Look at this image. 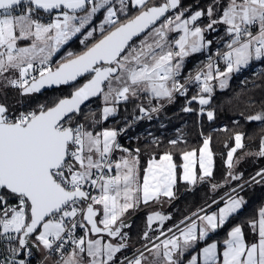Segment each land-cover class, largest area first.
<instances>
[{"label":"snow or ice","instance_id":"obj_1","mask_svg":"<svg viewBox=\"0 0 264 264\" xmlns=\"http://www.w3.org/2000/svg\"><path fill=\"white\" fill-rule=\"evenodd\" d=\"M119 9L112 6V0H0V86L19 88L22 94L39 92L45 85H67L76 81L77 77L85 73H94L92 78L83 86L77 88L70 98L59 99L53 106L41 105L38 111L20 113L10 112L4 104H0V225L3 227V237L9 241L18 239L20 246L27 244L26 237L38 231L36 239L46 249L60 251L65 246L62 234L66 232L65 218L71 219L81 211L76 205L85 200L87 204L83 219L91 225L90 231L100 233L106 231L109 236L120 235V227L113 228L120 221V217L129 209L138 205L141 200L144 204L158 200L161 195L173 198V185L175 179V165L169 153L160 157L159 163L150 160L142 186L137 182L136 165L138 160L122 158L115 164L118 170L115 176L105 177L97 175L93 179L94 170H111L113 165L108 161V156L115 148L118 132L114 129H104L102 132L93 133L86 124L76 123L72 126L77 114L81 113V106L91 97L103 94L105 103L113 101H128L130 97H138L140 93H150L158 99L166 98L169 102L175 92L183 94L185 85L176 79L182 67L183 58L190 52H200L205 47L204 31L200 26L190 27L207 15L210 22L207 30H214L218 23L228 25L226 31L232 35L231 42L227 45L230 51L224 53L227 62L226 70L217 69L216 78L220 79V88L227 86V77L234 71H239L241 66L248 65L253 58L259 60L264 57V0H229L223 8L220 18L211 19L213 5L207 11L197 10L189 18H183L181 11L174 18H166L159 26L152 29L149 36L154 37L148 43L149 36L140 41L139 48L130 44L134 37H138L154 25L169 9L178 7L180 0H165L160 6H147V0H131L133 6L141 8L139 14L120 23L117 12L126 13L128 4L126 0H118ZM219 5V0H214ZM106 8V14L99 25L103 38L99 39L86 51L79 55L67 53L68 58L60 63L53 71L50 67L41 68L39 79L32 77L31 83L28 76L34 70V60L39 58V63L45 65L61 45L66 44L81 29H85L94 15ZM51 13L61 10L48 23H42L38 17L40 11ZM82 12L83 15H77ZM71 13V14H70ZM119 26H116V25ZM105 25L113 26V30L105 32ZM258 25V32L254 35L251 26ZM181 30L182 35L174 41L178 51H173V45L167 39L168 32ZM96 29L88 30L81 44L93 37ZM191 38V39H190ZM31 39L27 47H18L17 42ZM211 44L212 41H208ZM254 49V51H253ZM177 58L179 61L173 63ZM104 65L97 67L96 65ZM114 65V66H112ZM10 70H17L18 78L4 76ZM203 83L201 93H212L213 88L209 81L213 80L212 64L208 65V72L197 74L195 81ZM107 81V92L103 85ZM113 81L118 86H113ZM187 83V82H186ZM199 100L200 105H207L210 98L203 95L193 96ZM103 118L106 120L116 113V107L105 106ZM139 111L148 115L149 111L157 112L158 108ZM183 111H193L184 108ZM203 111V109H201ZM214 113L207 112V117L212 120ZM249 120H264V114L248 117ZM88 120V117H85ZM93 126L96 121L93 120ZM235 146L227 153V165L234 168V153L243 148V135L235 134ZM173 145L176 140L170 141ZM127 152L128 149H123ZM138 151V150H137ZM264 156V139L256 153ZM195 152L183 153L186 163L183 165V180L193 184L197 176L192 168ZM199 167L202 175L199 179L213 175V153L210 149V138L203 141L200 149ZM232 180L239 181L243 174L228 173ZM256 177H260L257 180ZM264 182V169L256 173L250 181L245 183ZM90 183L99 186V196H89L84 186ZM213 189L218 187L212 185ZM244 185H238L243 189ZM236 192L237 189H232ZM15 197L17 205L6 206V196ZM213 203H216L214 200ZM245 203L239 196H229L223 207L218 212L197 216L201 222L199 237L197 236V223L195 220L186 228L180 230L183 245L179 238L173 236L163 241V257L166 264H178V257L173 258V251L183 249L195 243L197 239H204L210 231L225 225L229 217L236 213ZM93 204L103 205V219L99 221L103 228L98 227L94 219L97 212ZM195 215V214H194ZM58 219H47L55 217ZM168 217L156 213L147 218L151 225L153 220L163 222ZM43 222V223H42ZM123 222L121 221V224ZM253 231L258 223V243H246L241 226H234L228 233L229 238L224 241L223 264H264V208L258 211V221L250 222ZM77 227L72 223L67 230V237L75 246L69 253L61 254L57 264H115L114 257L122 248L121 243L114 246L112 243L102 244L101 240H85V237L74 239L72 230ZM87 227V225H84ZM171 231V229H169ZM12 233H22L20 237H13ZM147 236V232L145 233ZM59 242V243H57ZM86 244V247H85ZM55 245V249H54ZM156 255L160 256V245L154 246ZM217 244L212 243L203 249L205 264H216ZM17 249H11L15 253ZM84 254V255H81ZM182 255V251L178 256ZM146 259L143 253L126 264H142ZM2 264H13L11 257ZM18 264H25L20 260ZM159 264V262H154ZM189 264H197V258L192 257Z\"/></svg>","mask_w":264,"mask_h":264},{"label":"trees","instance_id":"obj_2","mask_svg":"<svg viewBox=\"0 0 264 264\" xmlns=\"http://www.w3.org/2000/svg\"><path fill=\"white\" fill-rule=\"evenodd\" d=\"M162 1L147 0V6L159 5ZM228 2L229 0H219V5H216L214 0H180L178 7L172 9L164 18L158 20L155 25L162 23L169 16L175 17L181 11H183L184 17H189L197 10H204L206 12L209 5H213L214 8L211 19L218 20ZM126 3L128 4L127 12H117L120 23L127 22V20L138 15L139 11L143 10L133 6L131 0H126ZM114 7L119 9V2H115ZM40 12L43 13L42 11ZM209 22L210 18L207 15L202 16L196 22L202 28H205L204 38L206 46L200 52L192 53L185 62L182 67L181 76L184 79L186 78L188 68L199 65L198 62L205 58V56L213 54L216 48H220L218 47L219 41L224 39L225 35H228L226 31L227 26L223 23L214 25V30H207L206 25ZM116 26L119 25L117 24ZM94 29L96 31L93 37L88 38L84 44H81L83 38L80 39V36L72 41L71 53L78 55L103 37L97 27ZM111 30H113V26L105 25L104 34H107ZM208 41H212V43L208 44ZM67 58L68 56H65L61 60H55L56 62L54 61L52 68L54 69ZM257 65H262V71L255 72L254 68ZM91 75L85 74L67 85H55L30 94H22L19 88L7 86L0 89V94L3 93L5 95L4 98H0V103L5 104L13 114L28 110L38 111L41 105L51 107L62 97L71 95L73 90L90 78ZM245 75L248 78L243 82L242 79ZM142 95L137 98H130L128 101H120L117 105V113L112 117L121 118V121L117 123L118 125H122L123 123L129 124L138 120L134 126L128 129L127 135L123 134L121 136V145L124 149L138 153L142 177L148 161L153 158H159L163 153H170L176 163L177 181L174 186V197L171 198L169 203L159 207L168 217L164 221V229L166 231L176 227L190 216L209 206L214 200L217 201L227 195L231 191V187L232 189H236L238 185H242L256 176V173L261 169H264V156L256 154L261 147V140L264 139V120L251 121L248 119V117L254 114L261 111L264 112V57L259 60H252L245 70H239L234 73L227 87L217 88L214 86L212 93H210L211 101L208 107H206L214 113L212 120H209L207 114L201 111V107L203 106L199 104L198 99H192L193 96L200 95V92L194 86H189L183 94H177L171 102H166L159 111L152 112L151 119L144 117L145 114L140 112L139 108L143 106L145 109L150 110V108L158 107L163 101L151 96L149 93H143ZM101 97L102 94L90 99L82 106L81 113L77 114L73 120V127L76 123L85 122L88 125L90 124L87 127L98 128L105 122V119L103 120L100 114L94 119L96 121L94 126L93 121H88L89 119L85 120V112L88 110L86 107L90 105L91 107L98 106L99 103L94 104V101H98L99 99L102 107L104 101L103 99L101 101ZM151 97H153L152 100L149 99ZM184 108H191L193 111L186 112L183 111ZM179 132H183V135H180ZM237 133L243 135L242 143L244 146L234 153V168L230 170L227 165V153L234 147V137ZM180 137L183 139H178ZM174 138L177 139L175 145L170 143ZM206 138H210L211 148L214 153L213 175L200 180L198 169L195 184L183 182L181 179L183 153L191 149L199 150ZM119 151L123 150L120 149ZM229 171H232L235 175L242 173V179L239 181L232 180L228 175ZM257 180H260V178ZM212 185H217L218 187L213 189ZM237 194L244 198L245 203L242 209L232 214L225 225L216 229L204 240H198L196 245L184 255L185 259L212 239H218L219 250L221 251L228 231L236 224L242 225L248 242L258 239L257 225L256 230L253 231L250 222L258 220V211L264 205V182L250 183L243 187L242 190L240 189ZM5 195L7 196L6 193ZM8 202L11 203L10 200ZM12 202L18 201L14 199ZM148 204V206L143 204L129 216L130 218L136 214L127 225L130 240L133 242L134 247L138 246L135 251L160 235L158 234L160 231L150 229L147 221L148 214L151 212L150 209L157 205L153 204V202ZM40 227L41 225L38 226V231ZM37 232L32 233L31 236L34 237ZM146 232L147 236H145Z\"/></svg>","mask_w":264,"mask_h":264},{"label":"crops","instance_id":"obj_3","mask_svg":"<svg viewBox=\"0 0 264 264\" xmlns=\"http://www.w3.org/2000/svg\"><path fill=\"white\" fill-rule=\"evenodd\" d=\"M164 1V0H163ZM162 1V2H163ZM239 2V1H238ZM112 6L114 7V5L112 4ZM102 12H103V14L105 15L106 14V8L105 9H102L101 10ZM98 13H96V15H97ZM194 14V13H193ZM95 15V16H96ZM192 15V14H191ZM190 15V16H191ZM189 16V17H190ZM189 17H184V18H189ZM168 18V17H167ZM100 23H101V21L96 25V27L99 29V25H100ZM228 26V25H227ZM94 27H95V25H92V29H94ZM92 29H90V30H92ZM227 29V28H226ZM228 36H231V34L230 35H228ZM232 37V36H231ZM178 38H179V36H178ZM177 38V39H178ZM232 39V38H231ZM231 39H230V37H229V40H227L228 42L229 41H231ZM30 44H31V41H30V39H23V40H20V41H18L17 42V46H21L22 47V45H24V46H30ZM227 45L228 44H226V46L224 47V49H229L228 47H227ZM175 46V45H174ZM176 47V46H175ZM178 51V50H177ZM228 51H230V49L228 50ZM190 55H191V53H190ZM189 55V56H190ZM188 56V57H189ZM187 57V56H186ZM186 57H184L183 58V60L184 59H186ZM188 59V58H187ZM187 59L185 60V61H187ZM184 61V62H185ZM245 66V65H244ZM242 67V66H241ZM225 68V67H224ZM37 77H39V76H37ZM36 77V78H37ZM232 77V76H231ZM231 77H230V79H231ZM14 78H16V76L14 77ZM230 79L228 80V83H227V86H228V84H229V82H230ZM218 81H219V79L218 78H216V77H214L213 78V80H212V82H213V86H216L217 88H220V87H218ZM31 83V82H30ZM113 84H114V82H113ZM226 86V87H227ZM106 89H107V83H106ZM106 89L104 90V91H106ZM143 93H140L139 94V96H143L142 95ZM150 94V93H149ZM201 95H203V96H205V98H210V101H211V95L210 94H208V93H202ZM138 96V97H139ZM130 98H137V97H130ZM152 98L153 97H151V98H149L150 100H152ZM160 101L162 100V99H159ZM199 101V100H198ZM210 103V102H209ZM201 106H203V107H205V108H202L201 107V109H203V111L202 112H205L206 114H207V112L208 111H211V110H209V109H207L206 108V105H201ZM213 112V111H212ZM152 113V112H151ZM116 114V113H115ZM114 114V115H115ZM149 114V113H148ZM114 115H112V116H114ZM235 146V145H234ZM203 147V144H202V146L200 147V149ZM200 149H199V152H200ZM210 149H211V151H212V148H211V144H210ZM131 151V150H130ZM186 152H197V150L196 149H191V150H188V151H186ZM185 153V152H184ZM212 153H213V151H212ZM164 154H166V153H163L161 156H163ZM170 154V153H169ZM135 156V155H134ZM160 156V157H161ZM196 156H197V154H196ZM135 157H137V156H135ZM160 157L159 158H153L157 163H159V161H160ZM195 157V156H194ZM153 159H150V160H153ZM149 160V161H150ZM195 160H196V157H195ZM149 161H148V163H149ZM172 163L176 166V163H175V161H174V159H173V157H172ZM186 163V161H184V159H183V164H182V171H181V179H182V181L183 182H188V183H190V184H193V183H191V182H189V181H185V180H183V172H184V169H183V165ZM147 167H148V164H147V166L145 167V171H144V174H143V176L145 175V173H146V170H147ZM192 168H193V170H194V172H195V174H196V176L198 175V169H199V172H200V175H202V170L200 169V167H199V163H196L195 161H193V163H192ZM213 170H214V153H213ZM136 171H138V173H137V182H138V184L139 185H141L142 186V183H143V177L141 176V174H140V166H136ZM174 173H175V179H176V177H177V170H176V167H175V169H174ZM230 190H232V187H231V189ZM173 192H174V185H173ZM231 192V193H230ZM228 194V196H226V197H222V198H220V199H218L217 201H216V203H211L209 206H207V207H205V209L203 210H201V212L199 213V214H195V215H193V216H190L189 218H187L185 221H183V223H182V225H180V226H176V228H174V231L171 233V234H169L168 236L167 235H165L166 234V232H168L169 230H167L166 231V229H164V221L163 222H160L159 220H153V222L151 223V225H150V229L151 230H156V231H160V233H158V234H160V235H158L154 240H156L154 243H152L150 246H148V248L145 250V251H143V252H141V253H143V255H144V257L146 258V259H143L142 260V264H154V262H159V264H166V260H165V258L163 257V251H164V248H163V241H165V240H167V239H170V238H172L173 236H176V237H178L179 238V243L181 244V245H183V237L180 235V230H182V229H184V228H186L188 225H190L191 224V222L193 221V220H195L196 221V223H197V236L199 237V228H200V225H201V222L197 219V216H200V215H205V214H211V213H214V212H218V209L220 208V207H223L224 206V203L227 201V199H228V197L229 196H239V197H242L241 195H238L237 193H235V192H232V191H230ZM100 189H99V195H100ZM98 195V196H99ZM243 198V197H242ZM244 199V198H243ZM150 202H153V204H154V200L153 201H150ZM149 202V203H150ZM144 203H143V201L141 200V202L138 204V205H136L134 208H131V209H129L127 212H125L124 214H123V216H121L120 217V221H118L117 222V224L116 225H113V228H115V227H120V229H121V233H120V235H118V236H115V237H112V236H109L108 235V233L106 232V231H102V232H100V233H93V232H91L90 231V228H89V238H87L86 239V241L87 240H90L91 238H94V237H98V236H103V238H104V241H106V240H109L114 246H119L121 243H123V244H125L126 245V247H124V248H122L118 253H116V255H115V257H114V261H115V264H126V262L127 261H132V260H134L135 258H137V257H139L140 256V254L141 253H136L135 254V249H136V247H138V246H135L134 247V244H133V242L130 240V234H129V230H128V227L126 226V225H124L123 223L121 224L120 222L121 221H127L128 220V218H129V216H130V214L132 213V212H134V211H136L139 207H141L142 205H143ZM95 205V204H94ZM93 205V206H94ZM97 205V204H96ZM98 206H100V210L97 212V215H96V217H94V219L97 221V225H98V227H101V228H103V225L102 224H100L99 223V221H101L102 219H103V207L101 206V205H98ZM242 207H243V205H242ZM242 207L239 209V210H241L242 209ZM262 208H264V205H263V207ZM238 210V211H239ZM150 213L149 214H152L153 212H155V211H161L160 210V208L159 207H157V206H155V207H153V208H151L150 209ZM162 212V211H161ZM149 214H148V216H149ZM159 214H161L160 212H159ZM161 215H163V216H166V214H161ZM167 217V216H166ZM258 221V220H257ZM129 222V221H128ZM86 223H87V221H86ZM127 224V223H126ZM122 225V226H121ZM124 225V226H123ZM42 226V225H41ZM91 226V225H90ZM234 226H241L242 227V225H240V224H236V225H234ZM233 226V227H234ZM232 227V228H233ZM231 228V229H232ZM218 229V228H217ZM230 229V230H231ZM257 229H258V223H257ZM230 230L228 231V233L230 232ZM242 231H243V233H244V229H243V227H242ZM214 231H210L209 232V234L206 236V237H208L209 235H211L212 233H213ZM38 233V232H37ZM37 233H36V235H37ZM85 234H88L87 233V228H85V231H84V236H85ZM161 234H163L162 236H164V237H162L161 238V240H157V238L159 237V236H161ZM35 235V236H36ZM244 236H245V233H244ZM206 237H204V239L206 238ZM229 238V236L227 235V237L225 238V240L226 239H228ZM204 239H202V240H204ZM27 240V244L26 245H29V244H31L30 242H29V238L28 239H26ZM198 240H201V239H197V241ZM224 240V241H225ZM197 241L195 242V243H193V244H191L189 247H187V248H183V249H176V250H174L173 251V258L174 259H176L177 257H178V264H189V262L191 261V259H192V257H196L197 258V264H205V260H204V254H203V249L205 248V247H207L208 245H210V244H212V243H216L217 244V250H216V252H217V261H216V264H223V251H224V249H225V247H226V245L224 244V241H223V248L221 249V251L219 250V241H218V239H212V240H210L208 243H206L205 245H203L198 251H195L191 256H189L187 259H185L184 258V255L187 253V252H189L195 245H196V243H197ZM245 241H246V243H251V242H257L258 243V239L257 240H255V241H250V242H248L247 241V239H246V237H245ZM39 242V241H38ZM155 245H160L161 247H160V249H159V251H160V256H157L156 255V249H155ZM38 247H40V249L41 248H43V245L39 242L38 243ZM85 247H86V244H85ZM73 250V249H72ZM71 250V251H72ZM70 251V252H71ZM182 251V255H179L178 256V253H180ZM81 255H84V254H81ZM133 256V257H132ZM128 258V259H127ZM60 259H56V258H49L48 260H47V262H46V264H57V262L59 261ZM109 264H112V262H109Z\"/></svg>","mask_w":264,"mask_h":264},{"label":"rangeland","instance_id":"obj_4","mask_svg":"<svg viewBox=\"0 0 264 264\" xmlns=\"http://www.w3.org/2000/svg\"><path fill=\"white\" fill-rule=\"evenodd\" d=\"M114 0H112V2H113ZM239 0H237V2H238ZM115 2H118V0H115L114 1V3ZM114 3H112L113 5H114ZM102 10V9H101ZM61 11V10H60ZM57 12H59V10H55L54 11V13H55V16H56V14H57ZM71 14V13H70ZM77 15H83V13L82 12H79V13H77ZM96 15V14H95ZM94 15V17H93V19H92V21L88 24V25H86L85 26V29H81V33H77L76 34V36H74V37H72V39L73 40H75L78 36H80L81 38L80 39H84V36L86 35V32L88 31V30H90V29H92V25H95V27H96V25L100 22V21H102L103 20V18H104V14H103V12L102 11H100V12H98V14L95 16ZM169 17H171V18H174L173 16H169ZM168 17V18H169ZM34 18H36V19H39L42 23H44V21H45V19H43V13H41L40 12V14H39V16L38 17H35L34 16ZM164 22V21H163ZM162 22V23H163ZM162 23H160V24H158V25H155V26H153V27H151L150 29H148V31H146L144 34H142L141 36H139V37H137V38H135L132 42H130V44H132L134 47H136V48H139V46H140V41L141 40H144L145 39V36H149V33L152 31V29L153 28H155V27H159ZM194 26H200L198 23H194V24H192V25H190V27H194ZM227 26V25H226ZM94 27V28H95ZM201 27V26H200ZM228 27V26H227ZM183 34V32L181 31V30H175V31H171V32H168V39H169V42H171L172 43V45H173V51H177V50H179L178 49V47H175L174 46V41L178 38V36H180V35H182ZM228 34V33H227ZM203 35H204V33H203ZM228 35H230V34H228ZM226 36L225 35V38L224 39H222V40H220L219 41V44H218V47H220L219 49H221V48H224L225 46H226V44H229L231 41H227V40H229V37H230V39L232 38L231 36ZM228 38V39H227ZM191 39V38H190ZM73 40H69L66 44H64V45H61L60 46V48L55 52V53H53V55L51 56V58H50V60L48 61V63L47 64H45V65H48V67H50L53 71L59 66H57V67H55L54 69L52 68V65H53V63H54V61L56 60V61H58V59H63L65 56H67V53H69V52H71V43H72V41ZM153 40H154V37H152V36H149V39H148V43H152L153 42ZM30 41H31V43H32V40L30 39ZM204 44H205V46H206V41H205V38H204ZM31 45V44H30ZM18 47H21V46H18ZM22 47H27V46H24V45H22ZM203 49V48H202ZM201 49V50H202ZM216 50V49H215ZM253 51H254V49H253ZM191 54H192V52H190ZM190 53H189V55H190ZM188 55V56H189ZM186 57V59L188 58L189 59V57ZM208 56V55H207ZM207 56H205V58H203L201 61H199L198 63H199V65H197V66H195V67H193V68H188V70H187V73H186V78L184 79L183 77H181L182 76V67H183V65L185 64V60L186 59H184L183 61H182V67H181V69H180V72H179V74H178V76H177V80L179 81V82H182L184 85H185V88L187 89L189 86H194V88L198 91V92H200V95H201V91H200V89H198L197 87H196V84L195 85H193V84H189V85H187V83H186V81H187V77H188V75H189V70H191V72H196L198 69H199V71H201L200 69H202V68H204V73H207L208 72V65L209 64H206V62H207ZM261 58H263V57H261ZM187 59V60H188ZM252 60H255V58H254V56H253V58L249 61V63H248V65L251 63V61ZM55 61V62H56ZM177 61H179V58H177L173 63H175V62H177ZM185 61V62H184ZM33 63H34V65H35V68H34V70H37V69H39L40 68V66L42 67V66H44V65H41L40 63H39V58L38 59H36V60H34L33 61ZM212 64V74H213V77H216V72H217V69H219V71H225L226 70V66L227 65H225V64H222V66H219V67H217L216 65H215V63L213 62V63H211ZM248 65H245V66H248ZM225 67V68H224ZM254 70H255V72H260V71H262V65H257L255 68H254ZM199 71L197 72V73H199ZM237 71H234V72H232L231 74H229L228 75V77H227V83H228V80L230 79V77L234 74V73H236ZM4 76H6V77H11V78H14L15 76H16V78H18V76H19V73H18V71L17 70H10L9 72H7V73H4ZM247 78H248V76H244L243 77V82H245L246 80H247ZM219 79V78H218ZM114 82V84H113V86L115 87V86H118L117 85V83L115 82V81H113ZM211 83H213L212 82V80H211ZM3 84V81L2 80H0V85H2ZM218 87H220L219 85H220V79H219V81H218ZM187 85V86H186ZM9 87V86H8ZM4 87L3 86H0V89H3ZM107 90L108 89H106V91L105 92H107ZM3 94V93H2ZM2 94H0V98H4V94L2 95ZM176 96V94L174 93V96H173V98ZM199 96V95H198ZM102 99H103V101H104V98H103V94H102V97H101V101H102ZM162 103L161 104H159V106L158 107H156V108H158V109H160L166 102H168V100L166 99V98H164V99H162ZM95 103L94 104H98V106H92L91 107V105L90 106H87L86 108H88V110H86V112H85V116H87L88 117V121H93L95 118H97L98 116H99V114H100V116H101V118L104 120V118H103V108L105 107V106H112V107H116V109H117V105H118V103H119V101H113V100H109L108 102H107V104L105 103V101H104V104L102 105V107H101V103H100V99L98 100V101H94ZM208 105L209 104H207L206 105V107H208ZM99 107V108H98ZM101 107V108H100ZM201 107V106H200ZM202 108H205V107H202ZM15 109V108H14ZM116 113H117V111H116ZM154 113V112H153ZM153 113H150V114H148V115H150V116H152V114ZM114 115V114H113ZM144 117H148V116H144ZM144 117H142V118H144ZM101 119V120H102ZM102 120V121H103ZM121 121V118L119 117V118H113L112 117V115H110L109 117H108V119H106L105 120V122H103V124L100 126V127H98V128H93V127H87L88 128V130H91V131H93V133L95 134V133H97V132H102L104 129H114V130H116L117 132H118V135H117V140H116V143L119 145V144H121V136L123 135V134H128V129L130 128V127H132V126H134V124L138 121V120H136V121H133L132 123H129V124H127V123H123L122 125H118L117 123H119ZM84 124H86L85 122H83ZM117 125V127H115ZM125 125H127V126H125ZM86 126H90V124L88 125V124H86ZM180 133V135H183V132H179ZM178 139H183V138H178ZM173 140H176L177 141V139L176 138H174ZM120 149L119 148H115L114 150H113V152L108 156V161H110L111 163H112V165H113V167H112V170L114 171V173H115V175H116V173H117V169H116V167H115V164L117 163V162H120L121 161V159L122 158H127V159H129V160H132L133 158H135V159H137L138 160V153L137 152H135V151H130V150H128L127 152H125V151H119ZM123 150V149H122ZM197 150V149H196ZM196 154H197V156L195 155V157H196V160H195V157H193V161H195L196 163H199V157H200V152H199V150H197V152H196ZM137 156V157H135V156ZM110 157H112L111 159H110ZM114 158V159H113ZM136 166H139V160H138V163H137V165ZM137 173H138V171H137ZM94 177H95V175H93V179H94ZM176 181H177V177H176ZM176 184V183H175ZM175 184H174V186H175ZM100 189V188H99ZM101 194V193H100ZM174 194H175V190H174ZM230 194V193H229ZM229 194H227V195H225L224 197H226V196H228ZM99 195V191H98V194H96L95 196H98ZM170 200H171V198H168V197H165V196H163V195H161L160 196V198L158 199V200H154V204L155 205H157V207H161V206H163V205H165L166 203H169L170 202ZM149 203V202H148ZM145 206H148L149 204H144ZM102 207H103V205H101ZM93 208L96 210V212H98L99 210H100V206H98V205H94L93 206ZM161 213V214H163V212H161V211H155V212H153L152 214H149V216H153V215H155L156 213ZM148 216V217H149ZM47 219H54V218H52V217H48ZM46 219V220H47ZM83 222H84V225H87V227H85V228H87V233L88 234H85V240L87 239V238H89V228L91 227L90 225H88L87 223H86V221L83 219ZM43 223V222H42ZM42 225V224H41ZM40 231H43V228H42V226L39 228V231H38V233H37V235L39 234V232ZM37 235L36 236H29V242L33 245L32 247H33V249H35V250H39L40 249V247H38V240L36 239V237H37ZM163 234H161V236H162ZM96 239H99V240H101V243L102 244H107V243H111L109 240H106V241H104V238H103V236L101 235V236H98V237H94V238H91L90 240H96ZM29 246H30V244H29ZM31 247V246H30Z\"/></svg>","mask_w":264,"mask_h":264},{"label":"built area","instance_id":"obj_5","mask_svg":"<svg viewBox=\"0 0 264 264\" xmlns=\"http://www.w3.org/2000/svg\"><path fill=\"white\" fill-rule=\"evenodd\" d=\"M54 17H55L54 12L53 13H43V19H45L44 23L50 22ZM165 19H164V21H165ZM250 30L255 35L259 30L258 25L251 26ZM73 39H71V40H73ZM167 39H168V35H167ZM168 41H169V39H168ZM228 50L229 49H218V48H216V50H214L213 54H209L206 57L207 58L206 64L214 62L217 67L222 66V64L227 65V62L224 60L223 55H224V53L228 52ZM44 67H48V65H44L42 67L40 66L39 69L30 71L29 76H28L29 82H31L32 77L36 78L37 76H39L40 69L44 68ZM246 68H247V66H242L240 68V71L245 70ZM200 70L201 71H199V69H198L194 73L191 72V70H189V75H188L187 81H186L187 85H189V84L195 85L196 84V87L198 89H201L202 83H203V75L201 77V81H195V76L197 74H204V68H202ZM198 71H199V73H197ZM176 79H177V77H176ZM179 83L183 84L182 82H179ZM209 84L214 89L213 83H211V81H209ZM179 93H181V92H175L176 95ZM30 111H33V110L22 111L20 113H26V112H30ZM20 113H18V114H20ZM18 114H16V115H18ZM119 146H120L119 149H124V147L121 144H119ZM110 159H111V157H110ZM94 175H95V177H94V179H95L97 175H104L105 177H108V176H115V173L112 169L109 170V169L105 168L102 171L101 170H94ZM84 190L89 193V196H95L96 194H98L99 186H93L90 183H88L84 186ZM238 191L239 190H237L235 193H237ZM14 199L17 200L15 197L6 196V206L17 205L18 202H12V200H14ZM9 200L11 201V203L8 202ZM90 202H91L90 199L85 200L83 202L78 201L76 206L78 208H80L81 211L78 212L77 216L74 218H71V219L65 218L66 232L62 235L64 236L66 243H65L64 248L61 249L60 251H55L53 249H46L44 247L39 249V250H35L32 247H30L29 245L20 246L18 239H13V240L9 241L7 238L3 237V235H2L3 234V227H2V225H0V264H2V262L5 261L6 259H8L9 257L12 258L13 264H18V262L20 260H24L25 264H46V262L49 258L60 259L61 254L66 255L67 253H69L75 246L71 243V240L68 239V237L66 235L67 230L71 227L72 223H76L77 227L72 230L73 238L79 239L80 237H84L85 227H84V222H83V216L86 213L87 204ZM0 207H2V206H0ZM2 215H3V213L0 212V216H2ZM52 218L58 219V216H55ZM174 228H176V227H174ZM174 228H172L171 231L166 232L165 235L168 236L169 234H171L174 231ZM12 235H13V237L18 238L21 236V233H12ZM162 237H164V236H159L157 238V240H161ZM155 241L156 240H153V241L149 242L148 244H145V245L139 247L135 251V254L145 251L148 248V246H150ZM57 243H59V242H57ZM13 248L17 249V251L15 253L11 252V249H13ZM54 249H55V245H54Z\"/></svg>","mask_w":264,"mask_h":264},{"label":"water","instance_id":"obj_6","mask_svg":"<svg viewBox=\"0 0 264 264\" xmlns=\"http://www.w3.org/2000/svg\"><path fill=\"white\" fill-rule=\"evenodd\" d=\"M163 3H165V0H164L161 4H159V5H154V6H160V5H162ZM171 10H172V9H169L168 12H166L165 15H164L163 17H161V18H164V17H165V16H166ZM41 11H42V10H41ZM54 11H55V10H53L51 13H53ZM42 12H43V11H42ZM77 13H79V12H77ZM161 18H160V19H161ZM155 24H156V23H155ZM155 24H154V25H155ZM154 25H151V26L149 27V29H150L152 26H154ZM147 30H148V29H146L145 32H146ZM145 32H144V33H145ZM144 33H141V34H144ZM141 34H140V35H141ZM102 38H103V37H102ZM102 38H101V39H102ZM134 38H135V37H134ZM134 38H133V39H134ZM130 42H131V41H130ZM95 43H96V42H95ZM92 45H93V44H92ZM92 45H91V46H92ZM91 46H90V47H91ZM86 50H87V49H86ZM86 50H85V51H86ZM83 52H84V51H83ZM80 54H81V53H80ZM78 55H79V54H78ZM62 63H63V62H62ZM96 66H97V67H102V66H108V65H104L103 62H101V64H98V65H96ZM112 66H114V65H112ZM85 74H92V75H91L90 78H88L87 80H85V81H84L79 87H81V86H83L85 83H87L88 80H90V79L92 78V76L94 75V73H85ZM85 74H83L82 76H84ZM82 76H80V77H82ZM80 77H77V79H79ZM36 79H39V77H37ZM77 79H76V80H77ZM72 82H74V81H72ZM72 82H70V83H72ZM106 83H107V81H106L105 84L103 85L104 90H105V88H106ZM53 86H55V85H51V86H49V85H45L41 90H44L45 88L53 87ZM79 87H77V88H79ZM77 88H76V89H77ZM76 89H74L73 92H74ZM41 90H40V91H41ZM73 92H72V93H73ZM72 93H71V94H72ZM100 95H101V94H99L98 96H100ZM98 96H96V97H98ZM70 97H71V95H68V96H65V97H62V98H70ZM62 98H61V99H62ZM92 98H94V97L89 98V100L92 99ZM89 100H88V101H89ZM88 101H86L83 105H85ZM0 104H3V103H0ZM4 105H5V104H4ZM83 105H82V106H83ZM5 106H6V105H5ZM82 106H81V108H82ZM257 114H264V112L261 111V112H259V113H257ZM257 114H254V115H257ZM254 115H252V116H254ZM251 121H257V120H251ZM259 178H260V177H256V179H259ZM249 181H250V180H249ZM249 183H250V182H249ZM249 183H243L242 185L246 186V185H248ZM237 190H240V188H237ZM90 203H91V202H90ZM204 209H205V208H204ZM204 209H203V210H204ZM200 212H201V211H200ZM200 212H198L197 214H199ZM135 215H136V214L132 215L130 218H128L127 221H122L123 224L127 226V225L133 220V218L135 217ZM47 218H48V217H46V219H47ZM128 221H129V222H128ZM120 223H121V222H120ZM126 223H127V224H126ZM182 223H183V222H182ZM182 223L179 224L178 226L182 225ZM124 225H123V226H124ZM38 226H39V225H38ZM121 226H122V225H121ZM21 235H22V233H21ZM30 235H31V234H29V236H30ZM29 236L26 237L25 239H28ZM30 246L32 247L33 245L30 244ZM32 248H33V247H32Z\"/></svg>","mask_w":264,"mask_h":264}]
</instances>
